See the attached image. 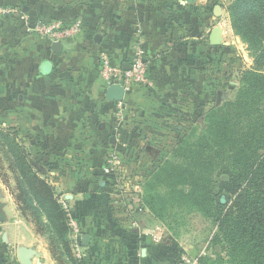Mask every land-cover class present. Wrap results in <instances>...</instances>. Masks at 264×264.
Here are the masks:
<instances>
[{"label": "crops", "instance_id": "0c3cea01", "mask_svg": "<svg viewBox=\"0 0 264 264\" xmlns=\"http://www.w3.org/2000/svg\"><path fill=\"white\" fill-rule=\"evenodd\" d=\"M186 2L0 0L30 23L83 24L54 53L53 43L28 32L22 20L0 18V120L10 123L19 143L29 141L27 151L39 156L35 167L48 168L47 181L76 209L81 236L90 237L89 246L79 247L85 264H175L192 249L200 263L197 245L164 239L163 227L142 205L145 178L132 173L140 153H159L152 141L164 131L162 120L180 115L173 106L195 102L196 86L209 90L207 70L227 55L210 44L209 0ZM136 48L147 60L150 84L131 92L109 89L103 58L125 69ZM106 155L117 159L122 174L133 170L124 182L104 174ZM23 222L0 223V264H21L20 248L39 253L33 264H58L46 241Z\"/></svg>", "mask_w": 264, "mask_h": 264}, {"label": "trees", "instance_id": "16d2710c", "mask_svg": "<svg viewBox=\"0 0 264 264\" xmlns=\"http://www.w3.org/2000/svg\"><path fill=\"white\" fill-rule=\"evenodd\" d=\"M228 12L254 68L241 74L233 98L205 113L199 138L192 140L196 130L184 136L172 159L153 173L142 205L162 220L169 204L160 191L164 186L168 196L190 199L192 206L206 209L215 219L227 252L216 264H264V0H231ZM12 152L20 193L14 198L25 204L20 210L26 216L31 211L35 232L49 243L58 264H85L73 252L69 219L55 188L38 173L25 148L12 147ZM224 193L231 197L226 204L219 201ZM70 211L80 223L72 205ZM199 261L214 263L209 257Z\"/></svg>", "mask_w": 264, "mask_h": 264}, {"label": "rangeland", "instance_id": "374dc122", "mask_svg": "<svg viewBox=\"0 0 264 264\" xmlns=\"http://www.w3.org/2000/svg\"><path fill=\"white\" fill-rule=\"evenodd\" d=\"M177 1L178 0H157V2L163 3L160 4V6L166 3L177 5ZM230 4L231 0H209L210 9L208 13L211 18L210 28L213 29L220 26L223 29L225 44L219 47L224 49L225 53H227L222 60L216 59L207 70L208 73H206V80L210 81V89H205V92H203L202 86H196L194 90L196 96L195 102L190 101L189 104L182 103V105L179 106L177 104L174 105L173 107L177 109L176 112H179L180 115L175 119L162 120L164 122V125L162 126L164 127V131L162 134H156V138L154 137L155 141H152V143L158 148L159 153L156 154L150 152L151 155L146 153V157L143 155L144 153H140L144 157H136V160H138L139 163H135L136 168L134 171H126L127 175L133 171V174L144 176L145 179L141 183L143 195L148 180L152 177L153 173L165 163V161L170 158L172 159L173 150L177 147L184 136L190 135L192 131L196 130L197 133L193 135L192 139L193 141H196L201 135L204 127L202 119L205 113L212 107L222 106L226 99L233 98L236 88L240 85L241 74L244 71L254 68L255 62L250 55L247 45L243 43L241 37L236 35L232 28L230 14L228 12ZM196 13L198 18L203 17V8H197ZM16 138L17 137L12 133L10 123H7L6 121L1 122L0 120V206L7 220L16 223L21 217L24 219L22 225L24 228L32 227L34 231H36L35 226L33 225L34 223H32L33 217L30 215L31 211H25L27 213L26 216L23 211L20 210L22 205L25 207V204L17 203L14 198V196H18L20 193L17 188L18 171L17 169H14L15 152H12V147L16 150L19 148H25L28 150L29 148V145H27L29 141L26 138L22 137L20 143L16 141ZM13 143L15 145L18 144L19 146L16 147ZM27 152L32 160H38L39 156L31 154L29 151ZM155 155L157 156L154 160ZM110 159L111 158L106 155L103 160L106 162ZM124 159L125 158L123 157V160ZM126 160H129V158H126ZM44 168H36V170L40 175L46 177L48 168ZM130 177L132 176L130 175ZM168 190L169 189L164 186L160 187L162 195L167 198L169 204L163 219L158 220L155 218L164 229V239H173L177 241L178 244L181 243L186 246L197 245L201 248L203 253L202 257L213 259V264H216L217 259H222L224 261L227 258L226 244L222 239L221 233L218 231L215 219L212 216H209L206 209L199 210L192 206L190 199L182 202L178 195L168 196ZM185 191H188V189H185ZM223 195L227 194L224 193L220 195L219 201L220 197ZM12 198L13 202L10 200ZM230 198L231 197L229 196V200ZM150 215H152V213H150ZM42 218L46 220L43 215ZM17 225L19 224L17 223ZM42 238L45 240L44 237ZM46 243L48 246L49 243L47 241ZM9 254L11 255V253ZM12 255L16 256L15 249L13 250Z\"/></svg>", "mask_w": 264, "mask_h": 264}, {"label": "built area", "instance_id": "2783aa9c", "mask_svg": "<svg viewBox=\"0 0 264 264\" xmlns=\"http://www.w3.org/2000/svg\"><path fill=\"white\" fill-rule=\"evenodd\" d=\"M14 18L20 19L24 23L28 32L37 34L50 42L68 43L81 33L82 22L75 20L71 23L62 21H39L30 23V19L23 15L19 10H14L0 5V18ZM101 75L107 86L119 84L124 87L126 92H131L136 89L146 87L150 84L149 66L144 56L142 49L136 48L134 59L129 70L123 69L121 65L112 63L108 58H103L101 65ZM106 176L114 177L116 182L123 181L122 174L118 166L117 159L114 157L108 161V164L103 169ZM118 184V183H117ZM63 209L67 213L69 219V227L71 236L74 241V249L77 251V258L83 260L85 254L80 251V244L78 242L81 236V228L79 222L73 217L70 211V203L65 199L60 198ZM175 264H200L197 259H193L187 252L181 253L179 259Z\"/></svg>", "mask_w": 264, "mask_h": 264}, {"label": "water", "instance_id": "95a60500", "mask_svg": "<svg viewBox=\"0 0 264 264\" xmlns=\"http://www.w3.org/2000/svg\"><path fill=\"white\" fill-rule=\"evenodd\" d=\"M194 2H195V0H187L186 3L192 4ZM215 10H217V9H215ZM210 44L213 47H219V46H222L225 44L223 29L220 26H217V27L212 29L211 34H210ZM52 50L54 53H61L63 50L62 43L54 42L52 44ZM125 69L129 70L130 67L125 65ZM112 88H118V89H121L125 92L124 87L119 85V84L112 85L109 87V89H112ZM112 141L114 142L115 138H112ZM220 200L226 204L229 201V196L223 195L220 197ZM6 221H7L6 216L3 213L2 208L0 206V223H4ZM78 242L81 246L87 247L90 244V237L88 235L80 236L78 239ZM189 253L193 259L197 258V250L196 249H192V251H190ZM34 256L35 257L40 256L39 253H37L34 249L20 248L18 250V259H19L21 264H33L31 259Z\"/></svg>", "mask_w": 264, "mask_h": 264}]
</instances>
